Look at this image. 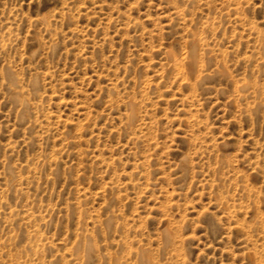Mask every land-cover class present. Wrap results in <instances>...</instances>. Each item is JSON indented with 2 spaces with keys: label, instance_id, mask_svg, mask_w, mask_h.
Wrapping results in <instances>:
<instances>
[{
  "label": "rangeland",
  "instance_id": "1",
  "mask_svg": "<svg viewBox=\"0 0 264 264\" xmlns=\"http://www.w3.org/2000/svg\"><path fill=\"white\" fill-rule=\"evenodd\" d=\"M0 264H264V0H0Z\"/></svg>",
  "mask_w": 264,
  "mask_h": 264
}]
</instances>
